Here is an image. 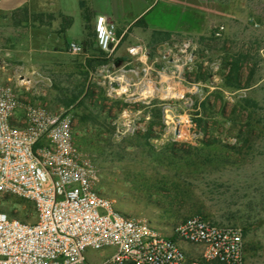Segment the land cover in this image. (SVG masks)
Masks as SVG:
<instances>
[{"label":"rangeland","instance_id":"1","mask_svg":"<svg viewBox=\"0 0 264 264\" xmlns=\"http://www.w3.org/2000/svg\"><path fill=\"white\" fill-rule=\"evenodd\" d=\"M233 5L201 36H139L154 62L149 98L134 87L113 95L97 71L102 66L86 70L78 57L27 53L35 48L38 18L0 14V84L26 103L72 114L76 145L96 166L98 190L119 211L168 233L191 216L240 227L245 264L254 262L248 243L264 264V1ZM83 20L93 50L94 28L88 16ZM125 41L115 59L125 58L132 43ZM138 78L144 80L141 70ZM0 209L36 219L31 202L9 194L0 197ZM88 254L101 261L102 252Z\"/></svg>","mask_w":264,"mask_h":264},{"label":"built area","instance_id":"2","mask_svg":"<svg viewBox=\"0 0 264 264\" xmlns=\"http://www.w3.org/2000/svg\"><path fill=\"white\" fill-rule=\"evenodd\" d=\"M125 35L106 16L96 18L95 42L110 60L103 79L113 95L134 87L152 97L149 51L133 45L115 59ZM68 51L82 55L86 47L70 43ZM97 183L94 162L76 145L72 114L26 103L0 84V197L22 198L36 210L30 222L0 209V264H94L89 250L102 252L97 264H245L242 228L191 216L164 232L119 211Z\"/></svg>","mask_w":264,"mask_h":264},{"label":"crops","instance_id":"3","mask_svg":"<svg viewBox=\"0 0 264 264\" xmlns=\"http://www.w3.org/2000/svg\"><path fill=\"white\" fill-rule=\"evenodd\" d=\"M234 2L236 0H0V14L12 16L26 10L28 16L38 18L32 30L35 48L26 47L27 53L39 50L57 56H75L87 70L85 61L91 53L76 55L68 51L70 43L84 47L89 44L84 16L89 17L87 25L93 28L98 16H106L117 25L118 34L126 31L125 42L132 43L123 49L124 57L129 46L139 45L136 40L144 33L162 32L184 37L207 34L219 25L225 9L234 11ZM48 16L51 19L46 22ZM97 71L104 73L103 66Z\"/></svg>","mask_w":264,"mask_h":264},{"label":"trees","instance_id":"4","mask_svg":"<svg viewBox=\"0 0 264 264\" xmlns=\"http://www.w3.org/2000/svg\"><path fill=\"white\" fill-rule=\"evenodd\" d=\"M18 13L23 14V18L21 21H27L28 20V12L26 10H21L20 12L18 11L16 13H14V17H16L18 15ZM152 34L154 36H162L163 40L170 37V34H168V33L153 32ZM89 46H91V45L87 44L86 53L90 52L91 56L86 59L85 65L89 71L94 72L97 70V67L107 65L110 60L108 58H106V54L104 52L99 50V48L97 47V44H96L97 48H93V50H91ZM236 69L238 70L237 67H236ZM247 252L250 256V259L252 261H254V262H252V264H259V259H260L259 248L254 243H248Z\"/></svg>","mask_w":264,"mask_h":264}]
</instances>
